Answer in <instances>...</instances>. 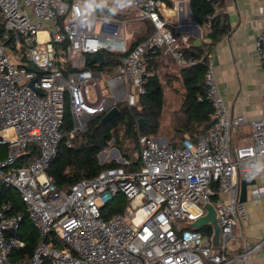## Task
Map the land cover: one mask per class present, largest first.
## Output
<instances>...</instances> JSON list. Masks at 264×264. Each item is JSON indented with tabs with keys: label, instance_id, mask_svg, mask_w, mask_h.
I'll list each match as a JSON object with an SVG mask.
<instances>
[{
	"label": "built area",
	"instance_id": "built-area-1",
	"mask_svg": "<svg viewBox=\"0 0 264 264\" xmlns=\"http://www.w3.org/2000/svg\"><path fill=\"white\" fill-rule=\"evenodd\" d=\"M96 1L119 18L95 16L89 0H0V145L7 148L0 193L12 187L23 206L16 211L11 200L0 206V264H255L264 237L250 240L245 233L249 211L240 196L242 179L254 178L248 198L264 200V180L257 182L264 177V97L258 120L234 114L212 56L205 82L214 113L204 136L170 145L139 133V169L106 168L62 190L48 175L65 135L67 106L71 140L120 103L137 106L147 91L150 50H163L184 68L201 61L185 54L188 39L168 27L162 0H132L126 8L120 0ZM259 13L264 17V6ZM146 21L154 32L132 47L133 26ZM256 47L264 69V30ZM105 51L117 53L113 71ZM100 53L105 62L91 64ZM244 126L247 142L234 145ZM30 145L36 154L28 161L22 156ZM116 150L109 157L106 150V160ZM123 164L132 167L127 159ZM119 194L124 209L110 215L108 205ZM207 203L217 211L218 249L212 225L203 227L211 234L188 227L207 214ZM26 220L38 239L29 258L12 262L11 253L26 244Z\"/></svg>",
	"mask_w": 264,
	"mask_h": 264
},
{
	"label": "trees",
	"instance_id": "trees-1",
	"mask_svg": "<svg viewBox=\"0 0 264 264\" xmlns=\"http://www.w3.org/2000/svg\"><path fill=\"white\" fill-rule=\"evenodd\" d=\"M163 1H166L170 6L172 5L171 0ZM224 2L225 0H190V8L195 20L201 25L210 23L208 35L211 40L210 43L199 46L188 41L189 46L183 49L188 57L201 59V61L192 67L184 68L177 65L179 70L176 75L182 81L185 91L182 108L175 117L176 123L174 126V135L180 139L174 141V137H169L167 143L170 145H178L187 136L194 139L204 136L212 124L214 110L210 101L206 98L205 74L209 57L212 56L211 49L213 45L231 31L227 14L217 11V8L223 6ZM207 15H211L212 18L209 19ZM145 23V30L135 35L132 47L154 32L151 22L146 21ZM165 56L161 49L150 50L147 53L146 93L140 97L137 106L119 107L121 113L104 127H97L99 119H95L90 122L85 132L78 133L73 139L69 140L67 134L73 129V119L69 106H67L63 125L65 135L59 144L58 153L47 171L58 189H68L78 181L94 178L103 169L110 167L123 166L127 170H130V168L139 169L140 163L132 159L133 151L130 148L132 145L135 146L134 150L139 147V133L152 136L157 135L160 131L161 118L165 107V91L160 77L162 71L160 67L163 64L162 58ZM167 57L174 63L172 57L169 55ZM110 58L113 60L109 63L108 70L113 71L117 67V61L113 57ZM142 118H144L145 124L141 126L140 119ZM111 141H114L113 145L120 151L122 157L132 162V167L117 160L105 163L99 161V154L107 148ZM35 147V145H30L22 157H26L28 161L32 160L36 154L35 150L32 151ZM16 192L12 187L4 186L0 193V206L11 200L14 202L16 211L23 210ZM213 198L214 200L218 198L217 192ZM123 209L124 207L114 208L110 210L109 214L122 212ZM201 231L205 234H211L212 232L211 228L208 227L201 229ZM29 235L30 237H26L25 246L11 253L12 262L17 260L23 262L33 252L38 238H36L34 232Z\"/></svg>",
	"mask_w": 264,
	"mask_h": 264
},
{
	"label": "crops",
	"instance_id": "crops-1",
	"mask_svg": "<svg viewBox=\"0 0 264 264\" xmlns=\"http://www.w3.org/2000/svg\"><path fill=\"white\" fill-rule=\"evenodd\" d=\"M171 1V6L163 1L168 27L178 36L187 37L191 44L210 43L208 27L195 20L190 0ZM260 6H264V0H225L217 11L227 14L231 31L211 49L213 67L228 108L234 114L245 116L248 121L261 117L264 97V69L256 47L257 37L264 30ZM145 28V22L135 24L132 28L134 37ZM164 71L169 70L165 68ZM249 134V126H244L233 135V144L246 143ZM261 180L264 177L258 178L257 182ZM246 205L249 218L244 222V231L250 240L261 239L264 237V200L256 203L248 198ZM262 253L256 256L255 264H264Z\"/></svg>",
	"mask_w": 264,
	"mask_h": 264
},
{
	"label": "rangeland",
	"instance_id": "rangeland-1",
	"mask_svg": "<svg viewBox=\"0 0 264 264\" xmlns=\"http://www.w3.org/2000/svg\"><path fill=\"white\" fill-rule=\"evenodd\" d=\"M89 2H90V4L93 5V7H91V8H93V13L95 16H97V17L103 16V17H110V18H117V19L119 18L116 15H114L108 11L101 10L99 8V5H98L96 0H89ZM1 18L2 17H0V19ZM129 32H131V30H129ZM105 54H106L107 58H110L112 56L117 55V53H110L108 51H105ZM162 60H163L162 61L163 62V64H162L163 69L160 73V77H161L162 85H163V88L165 91V107L163 110L164 113H163L162 118H161L160 131L157 135H152V136L155 138L162 139L163 141L165 139L166 142L168 141V138L172 136L171 138L174 137V141H176V140L178 141L180 138H178L174 135V126L176 123L175 117L178 114V112H180V110L182 108L181 106H182V102H183V95H184L185 89H184L182 81L179 80V78L176 75V74H178V70H179V68H177V64L175 62L173 63V61L169 57H167V55L165 57H163ZM165 68H167L169 70L167 73H165V71H164ZM170 72H172V73L170 74ZM102 83H104V79H102ZM119 106L124 107L125 105L120 103ZM113 143H114V141H111L110 144L107 146V148L104 149V151L107 150V152H110V153H108V157L111 155V152L113 151V149L115 147L113 145ZM134 148H135V146H133V145L130 148L131 151H133V158L132 159H136L138 156V152H139V147L135 150H134ZM104 154H105V152H104ZM100 155H99V161H100V158L104 157V159H105L104 161L109 162V160H106L107 154L102 155L101 157H100ZM6 157H7V148L5 145H0V160H4ZM132 159H130V160H132ZM111 160H117V159L110 158V161ZM16 193L18 194L19 201L21 202L19 193L18 192H16ZM124 203H125V197L122 194H119V196H117L115 198V200L108 205L109 211L114 209V208L116 209V208L124 207ZM32 232H34L36 235V238H38L37 229L33 226V224L29 220H26V222L23 224V227H22L23 238L26 240V237L27 236L30 237L29 234ZM262 254L264 255V250H263Z\"/></svg>",
	"mask_w": 264,
	"mask_h": 264
},
{
	"label": "water",
	"instance_id": "water-1",
	"mask_svg": "<svg viewBox=\"0 0 264 264\" xmlns=\"http://www.w3.org/2000/svg\"><path fill=\"white\" fill-rule=\"evenodd\" d=\"M190 14H191V12H190ZM191 16H192V14H191ZM89 62L91 64L95 63V62H99V63L103 64L105 62L104 54L100 53L97 56L91 57L89 59ZM31 68L33 69L34 66H31ZM120 113H121V109L119 107L112 108L104 116H102L100 118L97 127H104L108 122L113 120ZM143 124H145L144 118L140 119V125L142 126ZM164 142H166L165 139H164ZM104 152L106 154V151H103L100 153L101 155L99 154L100 157L102 155H105ZM115 159H117V161L121 162V163H124V160H125V158L120 155V152L118 150H116ZM104 160H105L104 157L100 158L101 163H104ZM255 183H256V179H254V178L242 179V181H241V196H240V200L242 202H247V200H248V188H249V186H251ZM206 209L208 211L207 214L204 217H202L201 219L189 224L188 227L193 229V230H200L206 225H212V227H213L212 243H213V247L215 249H218L219 245H220L221 230H220V226L218 224L217 211H216V209L212 203H207Z\"/></svg>",
	"mask_w": 264,
	"mask_h": 264
},
{
	"label": "clouds",
	"instance_id": "clouds-1",
	"mask_svg": "<svg viewBox=\"0 0 264 264\" xmlns=\"http://www.w3.org/2000/svg\"><path fill=\"white\" fill-rule=\"evenodd\" d=\"M131 3H132V0H120L119 7L121 8L130 7ZM89 7H93V5L89 4Z\"/></svg>",
	"mask_w": 264,
	"mask_h": 264
}]
</instances>
